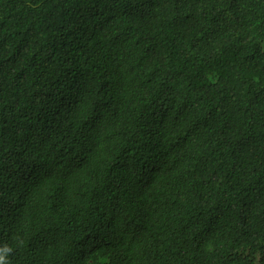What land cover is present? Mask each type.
Masks as SVG:
<instances>
[{
	"label": "trees",
	"instance_id": "trees-1",
	"mask_svg": "<svg viewBox=\"0 0 264 264\" xmlns=\"http://www.w3.org/2000/svg\"><path fill=\"white\" fill-rule=\"evenodd\" d=\"M264 264V0H0V255Z\"/></svg>",
	"mask_w": 264,
	"mask_h": 264
},
{
	"label": "clouds",
	"instance_id": "clouds-1",
	"mask_svg": "<svg viewBox=\"0 0 264 264\" xmlns=\"http://www.w3.org/2000/svg\"><path fill=\"white\" fill-rule=\"evenodd\" d=\"M5 255H0V264H9V261L6 259L7 253L12 251L11 248H5Z\"/></svg>",
	"mask_w": 264,
	"mask_h": 264
}]
</instances>
